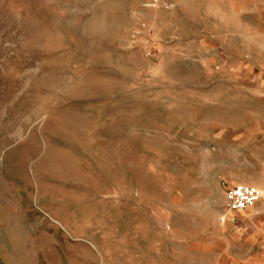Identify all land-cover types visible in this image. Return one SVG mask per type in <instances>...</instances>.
I'll list each match as a JSON object with an SVG mask.
<instances>
[{
  "label": "rangeland",
  "instance_id": "1",
  "mask_svg": "<svg viewBox=\"0 0 264 264\" xmlns=\"http://www.w3.org/2000/svg\"><path fill=\"white\" fill-rule=\"evenodd\" d=\"M263 92L264 0H0V264H264Z\"/></svg>",
  "mask_w": 264,
  "mask_h": 264
},
{
  "label": "crops",
  "instance_id": "2",
  "mask_svg": "<svg viewBox=\"0 0 264 264\" xmlns=\"http://www.w3.org/2000/svg\"><path fill=\"white\" fill-rule=\"evenodd\" d=\"M261 97H264V92ZM260 119L259 123H253V119L248 118L244 126L237 131L240 133L237 140H240L241 144L234 156L239 169L249 171V178L242 175L244 178L237 181L257 185L264 190V113H261ZM259 207L260 214L264 215V199L260 200Z\"/></svg>",
  "mask_w": 264,
  "mask_h": 264
},
{
  "label": "built area",
  "instance_id": "3",
  "mask_svg": "<svg viewBox=\"0 0 264 264\" xmlns=\"http://www.w3.org/2000/svg\"><path fill=\"white\" fill-rule=\"evenodd\" d=\"M259 197L258 190L243 185H236L228 194L231 209H241L252 206Z\"/></svg>",
  "mask_w": 264,
  "mask_h": 264
}]
</instances>
